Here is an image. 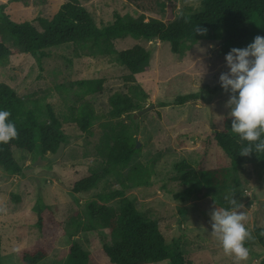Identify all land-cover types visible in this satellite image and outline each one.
<instances>
[{
	"label": "rangeland",
	"instance_id": "374dc122",
	"mask_svg": "<svg viewBox=\"0 0 264 264\" xmlns=\"http://www.w3.org/2000/svg\"><path fill=\"white\" fill-rule=\"evenodd\" d=\"M67 2L85 7L100 27L112 23L117 13L134 18L143 14L146 21L166 22L169 7H174L175 16L204 9L202 0H163L158 13H144L126 0H0L15 22H31L39 30L38 18L51 19ZM5 43L12 45L8 39ZM112 45L118 51L141 46L151 52L149 65L135 75V81L128 78L130 72L113 56L92 44L49 50L41 64L30 54H14L9 64L0 68V82L12 87L25 101H37V110L43 116L48 107L52 108L67 136L59 158L52 160L54 154L48 153L39 161L37 154L14 148V157L23 169L21 174L8 175L0 170L1 263L21 264L17 253L40 237L34 224L38 212L48 206L58 221L77 232L74 237L60 238L52 254L39 264H66L62 252L74 240L90 251L96 264H110L102 250L103 234L89 228L88 205L119 210L118 198L107 201L102 197L122 191L145 217L158 222L171 251L178 247L191 264H234V258L226 256L210 235L209 213L214 206L222 207L220 202L230 208L225 197L235 198L245 206L242 210L248 214L246 227L252 236L254 228L264 227L262 165L243 164L239 185L232 178L228 182L230 189L216 196L193 198L184 204L174 199V194L183 189L177 181L175 165L186 160L197 167L206 150L205 139L212 131L210 121L229 116L230 109L225 104L231 93H225L219 83L221 73L229 71L221 43H186L180 54L172 52L169 42L130 35L112 40ZM80 81H93V90L80 86ZM135 85H141L150 98L134 92ZM115 93L128 95L141 104V110H147L111 118L110 98ZM189 93H198L200 99L182 106L174 104L178 96ZM86 101L92 103L97 115L90 135L82 133L73 120ZM119 123L133 129L140 145L129 167L122 170L124 176L103 180L88 192L72 193L77 181L103 170L104 137L110 133L109 127ZM212 151L220 152L218 148ZM137 170L143 172L140 177L147 185L135 186L130 180H137ZM249 250V259L243 264H260L264 247L256 244Z\"/></svg>",
	"mask_w": 264,
	"mask_h": 264
},
{
	"label": "trees",
	"instance_id": "16d2710c",
	"mask_svg": "<svg viewBox=\"0 0 264 264\" xmlns=\"http://www.w3.org/2000/svg\"><path fill=\"white\" fill-rule=\"evenodd\" d=\"M126 1L144 13H158L163 0ZM202 3L203 11L178 16L174 14V7H169L166 22L158 19L146 21L143 14L134 18L117 13L112 23L100 27L85 7L78 2H67L51 19L38 18L41 30L31 22H15L6 12V5L0 4V68L6 67L14 54H30L41 64L49 56V50L70 44H92L113 56L130 72L128 78L135 81V75L144 72L149 65L151 52L141 46L118 51L113 49L112 40L130 35L147 41L169 42L174 54H180L186 43L216 41L221 43V50L226 55L232 48L247 47L257 35L264 36V0H202ZM185 18L188 23H185ZM197 26L206 28L207 34H196ZM6 39L11 42V47L5 43ZM79 85L90 90L94 88L93 81H80ZM132 90L146 99L150 98L141 85L133 86ZM199 99L198 93H189L178 96L174 104L182 106ZM37 105V101H25L12 87L0 82V110L11 111L10 119L19 133L18 138L0 144V170L5 174L19 175L23 170L14 157V148L44 157L48 153L55 154L60 143L67 144L63 122L50 107L43 116L38 112ZM110 105L109 114L113 119H121L125 114L134 116L136 111L143 109L139 102L122 93L112 95ZM73 120L82 133L92 134V126L97 120L92 103L86 101L81 104ZM231 122L229 116L210 121L212 131L205 139L206 150L197 167L186 160L175 165L179 174L177 181L183 186L174 194L176 201L184 204L193 198L202 200L216 196L230 189L228 182L232 178L239 185V169L246 162L260 163L264 172V153H253L249 157L239 155L246 142L239 141V137L232 133ZM109 130L110 133L104 137L103 170L77 181L71 188L72 193L88 192L103 180L124 176L122 170L129 167L138 152V142L133 129L126 123L111 126ZM213 148H218L220 152L215 153ZM142 173L137 170V180L130 179L135 186L147 185V181L140 177ZM117 198L119 210L105 205L98 207L95 203L88 205L89 228L103 234L102 250L110 264H155L165 261L191 264L178 247L173 251L169 249L158 222L145 217L122 191L102 197L107 201ZM220 205L229 208L225 203L220 202ZM34 225L40 237L18 251L21 264L41 263L52 254L60 238L74 237L77 232L75 228L69 229L58 221L48 206L38 212ZM262 233L264 227L254 228V239L248 241L246 247L256 244L264 247ZM1 247L0 235V260ZM61 257L66 258V264H96L90 251L78 240H74ZM260 264H264V258Z\"/></svg>",
	"mask_w": 264,
	"mask_h": 264
},
{
	"label": "clouds",
	"instance_id": "9594fccd",
	"mask_svg": "<svg viewBox=\"0 0 264 264\" xmlns=\"http://www.w3.org/2000/svg\"><path fill=\"white\" fill-rule=\"evenodd\" d=\"M195 32L206 35L207 29L197 26ZM225 60L229 71L221 73L219 83L225 93H231L225 104L230 109L231 131L246 142L239 155L264 153V36L257 35L245 48H232ZM11 115L9 110H0V144L18 138ZM225 199L230 208L214 206L209 213L210 235L226 256L234 258V264H243L250 256L246 243L254 239L246 227L248 214L235 198Z\"/></svg>",
	"mask_w": 264,
	"mask_h": 264
},
{
	"label": "water",
	"instance_id": "95a60500",
	"mask_svg": "<svg viewBox=\"0 0 264 264\" xmlns=\"http://www.w3.org/2000/svg\"><path fill=\"white\" fill-rule=\"evenodd\" d=\"M207 109H208L209 117L211 118L212 114H211V112H210V106H208ZM146 110H147V109L140 110V111H138L137 113L142 114V113H144ZM137 113H135V114H137ZM64 146H65V143H63V142L60 143L59 148H58V150L56 151V153L54 154L52 160H55V159H57V158H59V157L61 156V154H62V152H63V150H64ZM139 146H140L139 143H137V148H138ZM38 160H39V161H42L41 157H39ZM37 165H39V162H37V163L35 164V166H37Z\"/></svg>",
	"mask_w": 264,
	"mask_h": 264
}]
</instances>
